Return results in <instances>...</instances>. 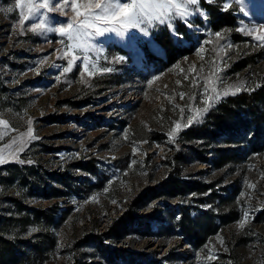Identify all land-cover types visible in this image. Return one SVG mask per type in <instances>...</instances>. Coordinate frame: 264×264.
<instances>
[{
	"label": "rangeland",
	"instance_id": "374dc122",
	"mask_svg": "<svg viewBox=\"0 0 264 264\" xmlns=\"http://www.w3.org/2000/svg\"><path fill=\"white\" fill-rule=\"evenodd\" d=\"M24 3L27 0H21ZM57 3L63 0H53V6ZM208 3L220 9H225V4L232 6L234 27L222 24L216 29L205 6ZM15 5L16 0H0V119L9 122L7 135L0 139V154L11 160L0 165V212H9V198L14 196L32 206L55 208L58 223L51 228L56 239L54 251L43 264H113L104 255L108 247L137 252L145 263L209 264L210 254L216 258L229 254L239 238L242 243L234 248L238 263L229 259L218 263L264 264V152L252 153L250 160L245 158L247 163L237 178L231 173L223 176L224 184L240 185L237 198L241 215L209 237L201 248L192 247L178 228V233H163L165 237L133 235L118 241L101 237L132 194L165 176L166 151L184 148L180 134L187 117L205 106V80L212 78L208 94L216 95L234 92L241 82V89H246L251 82L264 79V43L254 39L255 35H264V0H199V12L187 21H173L171 28L156 25L146 33L136 29L123 35L92 37L93 46L101 50L87 53L101 69L93 72L89 65L92 75L83 71V59L64 74L63 68L72 55L63 56L66 37L53 31H29L33 23L39 22L37 16L21 25L22 9ZM10 7L12 12L7 11ZM23 11L27 14L26 9ZM66 11L70 19L74 15L70 5ZM41 12L48 27L67 25L63 13ZM180 28L182 35L178 33ZM159 29L168 30L175 41L188 44L190 52L164 64L165 51L153 39ZM216 32H221V37H216ZM144 48L156 59L150 60ZM198 49L203 51L198 54ZM73 54L84 55L82 51ZM244 62L247 65L241 66ZM193 66L194 71H189ZM103 68L111 71L103 72ZM154 76L157 79L149 85ZM213 87L216 93L211 92ZM180 93H184L183 99ZM29 119L38 139L27 140L18 158L12 160V153L23 146L20 140L25 137L21 133L27 132ZM176 123L182 130L170 140L169 133ZM88 157L95 158L96 175L86 174L75 165ZM185 165V177L195 176L202 168L207 170L206 164L194 161ZM14 172L26 179L15 176L12 180ZM221 172L211 170L201 176L209 179ZM21 180L25 182L24 191L18 189ZM27 183L40 189L30 194ZM53 188L61 193L43 195L44 190L52 193ZM154 204L176 207L172 201L158 199L139 212L146 213ZM242 220L246 222L240 228ZM150 222L157 226V218ZM218 237L223 239L222 244Z\"/></svg>",
	"mask_w": 264,
	"mask_h": 264
},
{
	"label": "trees",
	"instance_id": "16d2710c",
	"mask_svg": "<svg viewBox=\"0 0 264 264\" xmlns=\"http://www.w3.org/2000/svg\"><path fill=\"white\" fill-rule=\"evenodd\" d=\"M205 6L216 29L222 24L234 27L236 18L232 6L226 9L212 6V3ZM178 33L182 35L181 28ZM179 34V38L183 37ZM153 39L165 51L164 64H170L179 55L190 52L188 44L175 41L166 29L154 32ZM144 54L150 60L156 59V56H150L146 48ZM246 65V62L241 64ZM180 137L185 143L184 148L173 147L166 151L163 160L167 171L165 176L132 194L127 204L116 212L101 237L109 241L133 235L142 238L165 237L166 233H178V228L191 246L198 249L218 230L237 221L241 215V204L237 198L240 185L224 184L223 176L231 173L236 174L237 178L239 173H243L247 163L245 158L250 160L252 153L264 152V79L251 82L246 89L222 97L199 122L183 129ZM189 161L206 164L207 170L202 168L193 174L195 176L189 174L185 177V163ZM75 165L86 174H97L94 157L79 160ZM211 170L223 172L209 179L201 176ZM15 176L26 179L22 173L14 172L12 180ZM9 180L11 181V177ZM23 181L18 184L20 191L25 190H22L25 183ZM39 189L38 186L27 183L26 190L30 194ZM53 190L51 193L46 189L42 193L53 196L61 193L60 190ZM158 199L172 201L176 207L165 204L161 208L154 204L146 213L139 212ZM9 201V212H0V264H43L54 251L56 239L51 228L58 223L54 218L55 208L50 210L32 206L24 203L20 196L10 197ZM261 214L264 215V207ZM153 218H157L156 227L150 222ZM241 243L240 238L235 240V246L229 254H222L209 264H219L228 261L227 259L238 263L234 248ZM104 255L113 264H162L156 260L141 262L139 253L123 247H108Z\"/></svg>",
	"mask_w": 264,
	"mask_h": 264
},
{
	"label": "snow or ice",
	"instance_id": "6c2138e0",
	"mask_svg": "<svg viewBox=\"0 0 264 264\" xmlns=\"http://www.w3.org/2000/svg\"><path fill=\"white\" fill-rule=\"evenodd\" d=\"M71 7V11L74 14L70 19L67 16V9ZM199 0H63V3H57L53 6V0H41L40 3H36L35 0H27V3L21 4V0H16V7L21 8L22 19L20 21L21 25L26 22L32 21L33 16H37L38 23H33L29 31L35 32L37 30L53 31L58 32L62 37L67 39V51L63 52V56L67 57L71 55V58L67 60V67L63 68V73L67 74L73 70L74 65L78 60L83 59V71L92 75L93 72L101 71L97 68V65L90 59V51H95L99 53L100 49H96L91 43L92 37L104 36L107 33H115L117 35H123L125 32L130 30L138 29L142 33H146L149 29L156 25H166L167 27H172V22L179 19L181 21H187V18L193 16L195 13L199 12ZM193 6H197L193 8ZM224 8H228L225 4ZM23 9L27 10V14L24 13ZM44 13L58 12L65 15V19L68 21L66 26H61L59 28H51L47 26V18L41 12ZM8 12H12L13 8H8ZM237 31H244V29H238ZM252 35L251 32L248 33ZM216 37H221V32L215 33ZM254 39L256 41L264 43V35H255ZM62 45L65 41L60 42ZM76 51H82L84 53L83 57L76 56L73 54ZM198 54L203 51V49H198ZM43 63V61H41ZM89 65L93 72H89ZM194 67L189 71H194ZM103 72L111 71L110 68H103ZM219 71V69H217ZM59 80V77H57ZM157 77H153L148 81L151 85ZM187 79V77H185ZM212 82V78L209 77L205 80L204 95L207 96L205 101V106L201 109L196 110L195 115H190L187 117V124L183 125V128H188L194 123L199 122V119L204 113L209 111L216 102L221 99L223 95L235 94L241 90L243 82L240 86H235V91H224L216 95H209V85ZM177 84L180 83L179 80L176 81ZM212 93H216L215 87L211 88ZM181 99L184 98V93H180ZM171 99V97H169ZM32 121L28 120V130L26 133H21V137L25 139L20 140L23 145L16 149L15 153H12V160L17 159V153L22 152L24 147L27 146V140L38 139L33 134V129L31 127ZM0 125L3 126L5 131L0 132V139H3L7 135V130L9 128V122L4 119H0ZM182 130L180 123H176L175 127L169 133V139H174L175 136ZM17 139H20L19 137ZM16 143V140L13 141ZM5 147H8L7 145ZM137 149L133 147V153ZM11 162V160H6L2 154H0V165ZM23 162V161H20ZM30 162V161H29ZM135 163V161H132ZM249 187H255L254 185H249ZM107 191V189H105ZM244 193H241L243 196ZM116 203V201H113ZM248 213L245 211V217ZM245 220L239 222V227L243 228L245 226ZM220 243L224 241L222 238L218 237ZM208 247L207 245L205 246ZM211 252V250H209ZM208 260H214L216 257L210 254L207 257Z\"/></svg>",
	"mask_w": 264,
	"mask_h": 264
}]
</instances>
